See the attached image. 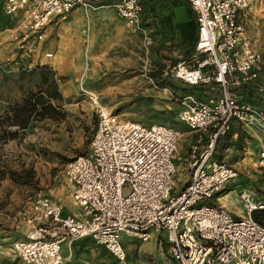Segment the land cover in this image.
<instances>
[{
    "label": "built area",
    "instance_id": "obj_1",
    "mask_svg": "<svg viewBox=\"0 0 264 264\" xmlns=\"http://www.w3.org/2000/svg\"><path fill=\"white\" fill-rule=\"evenodd\" d=\"M187 2L194 15L195 41L189 55L165 74L166 85L154 87L171 96L170 86L177 81L208 96L180 97L178 119L196 135L189 150L188 183L173 193L174 156L182 138L178 128L121 120L87 93L96 129L87 153L67 162L63 170L80 213H68L58 200L37 195L18 214L28 227L25 240L0 242V253L23 264H64L62 244L87 238L124 262L126 237L142 243L154 240L160 264H264V224L253 217L264 212L260 193L249 186L242 189L241 216L207 203L239 175L214 158L232 127L264 137V110L244 97L251 87L255 96L264 93L263 54L247 35L249 1ZM103 6H111L118 18L142 34L145 51L152 48L145 0H0L4 16L20 14L10 38L23 58L41 51L52 24L76 9ZM258 167L264 172V148Z\"/></svg>",
    "mask_w": 264,
    "mask_h": 264
},
{
    "label": "rangeland",
    "instance_id": "obj_2",
    "mask_svg": "<svg viewBox=\"0 0 264 264\" xmlns=\"http://www.w3.org/2000/svg\"><path fill=\"white\" fill-rule=\"evenodd\" d=\"M248 1L247 35L261 50L264 60V0ZM47 33L48 48L54 52V58L42 61L55 73L59 90L65 88L70 92V97L62 102L66 117L61 122L33 121L19 139L10 141L8 147L0 146V154L10 167L33 172L29 186L16 185L9 180L0 188V234L15 231L18 225L19 231L22 229L25 224L18 214L37 195L54 198L64 206L65 200L71 201L63 170L67 162L87 153L96 129L97 116L90 94L121 120L176 128L185 126L178 119L180 97L187 93L197 95L196 92L200 97H208L177 81L170 86L171 96H164L155 88L154 84L158 88L166 85L165 74L188 56L190 50L176 58L167 55L159 43H154L145 51L142 34L133 31L111 8L77 9L56 25L49 26ZM153 34L151 32L150 36L155 40ZM64 48L67 52L63 56ZM18 58L0 62V116L8 102L17 100L22 90L35 89L39 83L38 72L29 74L34 66L24 69ZM228 187L233 189L234 185ZM243 188L245 186L240 185L235 193L238 195ZM234 199L231 196L230 200ZM140 243L135 246L139 248ZM151 243L153 241L141 246L148 248ZM126 245L124 248L128 247ZM158 256L160 258L156 249L141 260L126 258L121 264L130 261L154 264ZM0 257L14 259L4 251ZM96 257L98 261L86 258L81 264H102V257Z\"/></svg>",
    "mask_w": 264,
    "mask_h": 264
},
{
    "label": "crops",
    "instance_id": "obj_3",
    "mask_svg": "<svg viewBox=\"0 0 264 264\" xmlns=\"http://www.w3.org/2000/svg\"><path fill=\"white\" fill-rule=\"evenodd\" d=\"M109 2L111 3L112 0H109ZM104 7L111 8L114 11L111 6H103V8ZM145 12L144 20L146 21L148 31L150 33H155L153 34L155 37V44L159 43V45L165 49L167 55L178 58L182 57L184 53L190 50L195 41L196 26L193 12L187 0H145ZM19 18L20 14L7 17L0 11V62L4 61V59H14L17 57V52L15 51L16 44L12 42L10 38V31L17 25ZM57 22L53 25H56ZM48 35L49 33H47V37ZM48 45L49 37L42 45L41 53L33 54L30 58L19 57V63L22 64L21 67L30 69L35 65H43V62H45L42 61L43 59H53L54 52L48 48ZM48 52L53 54L51 59L45 57V54ZM65 52H67V49H62L63 56ZM60 92L63 99L70 97V92L65 88H60ZM196 94L199 96L198 92H196ZM244 97L246 100H249L251 103L264 110V93L255 96V90L251 87L244 93ZM178 129L182 132V138L179 141L178 151L174 156L176 173L172 180L173 193L180 192L190 180L188 168L189 150L196 138L195 133L190 131L186 126L183 127V125H180ZM11 142L6 144L5 147L11 145ZM262 148H264V137L262 135L254 131L242 129L237 125L232 127L226 138L218 144L214 158L236 168L239 178H236L226 185L223 192L215 195L207 202L208 204L224 207L237 216L243 215V208H241L242 204L238 195L235 193V189L240 185H244L245 187L249 186L257 190L260 192V197L264 201V172L260 171L258 167L259 153ZM241 176L244 177V179H242ZM7 183H9V180H4L1 187ZM230 184L234 185L233 189L228 187ZM55 195L59 198L58 193H55ZM231 196H234V201L230 200ZM64 204L65 206L62 205L66 212L73 215H78L80 213V209L74 205L72 199L71 201L65 200ZM19 228L20 226L18 225L15 231H2L5 233L0 234V242L6 243L14 240H25L28 227L25 224L21 229L22 231H19ZM123 240H125L124 244H128L126 245L128 247H125L124 250L126 258L129 260H131V258L133 260H141L145 255H151L157 249L154 240H150L153 241V243H151L148 248L141 246L143 244L142 242L129 240L126 237H123L122 243ZM137 243H140L139 248L135 246ZM61 255L64 259V264H81L86 258L88 260L98 261L99 257L95 259L97 255L102 257V259H100V262H103L102 264H121V262L117 261L104 247L96 245L87 238L63 243L61 246ZM131 261L129 264H132ZM161 261V258L158 256L154 264H160ZM0 264H23V262L19 259L0 257Z\"/></svg>",
    "mask_w": 264,
    "mask_h": 264
},
{
    "label": "trees",
    "instance_id": "obj_4",
    "mask_svg": "<svg viewBox=\"0 0 264 264\" xmlns=\"http://www.w3.org/2000/svg\"><path fill=\"white\" fill-rule=\"evenodd\" d=\"M36 72L39 83L35 89L22 90L17 100L8 102L0 116V146L19 139L33 121L61 122L66 117L62 106L63 97L55 80V73L47 65H35L29 74ZM2 157L0 154V188L6 179L21 186L32 184V170L12 168ZM253 217L264 224V212L254 213Z\"/></svg>",
    "mask_w": 264,
    "mask_h": 264
},
{
    "label": "bare ground",
    "instance_id": "obj_5",
    "mask_svg": "<svg viewBox=\"0 0 264 264\" xmlns=\"http://www.w3.org/2000/svg\"><path fill=\"white\" fill-rule=\"evenodd\" d=\"M108 111H110V110H108ZM225 196V195H224ZM224 198V197H223Z\"/></svg>",
    "mask_w": 264,
    "mask_h": 264
}]
</instances>
